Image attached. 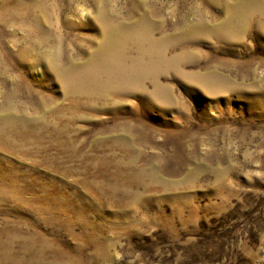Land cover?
<instances>
[{
	"label": "rangeland",
	"instance_id": "1",
	"mask_svg": "<svg viewBox=\"0 0 264 264\" xmlns=\"http://www.w3.org/2000/svg\"><path fill=\"white\" fill-rule=\"evenodd\" d=\"M263 7L0 0V264H264ZM147 8L158 43L73 96L102 21ZM193 12L227 33L183 40Z\"/></svg>",
	"mask_w": 264,
	"mask_h": 264
},
{
	"label": "bare ground",
	"instance_id": "2",
	"mask_svg": "<svg viewBox=\"0 0 264 264\" xmlns=\"http://www.w3.org/2000/svg\"><path fill=\"white\" fill-rule=\"evenodd\" d=\"M261 1L264 2V0ZM152 15L153 13L147 8L146 12L142 14L138 21L135 20L134 22L131 21L127 23L118 22L117 24H114L112 21L113 14L110 13V16H108L106 20L102 21L105 34H103V41H101L100 44L98 42L99 47L96 48V52L93 55L89 56L86 62H77L74 64L72 62L68 67L69 69H73L74 67L75 69L79 67L83 69V72L80 76L76 75L74 77V80H82V82L79 86H75L76 88L74 92L71 91V94L73 96L79 95L81 97L87 96L93 98H99L103 94L105 95V86L101 82L100 76L107 72L109 68H112L114 72L116 70L115 65L117 63L120 64L124 58L130 59V54L133 51V46L131 45H133L137 39L143 37L149 39L154 43H158L157 40L159 39L155 37V33H157V30L159 29V26H157L159 22L158 20H155ZM191 15L194 16L193 22L189 23V21L192 20L186 19L187 17H183L180 22L181 27H185L186 25V30L180 34L181 36H184L183 40L190 39V34L197 33L203 30L209 32H205L206 34H214L217 32L218 34L227 33V20L223 23L217 24L216 26V24H210L209 20L206 17L204 20L202 16L197 15L196 12L191 13ZM230 19L231 21L235 20L234 17H230L229 20ZM117 59L119 60L118 62ZM89 71L92 72L90 73V75L94 77L93 79H90L87 75L89 74ZM97 71L100 72L97 73ZM95 78H99V80H95Z\"/></svg>",
	"mask_w": 264,
	"mask_h": 264
}]
</instances>
